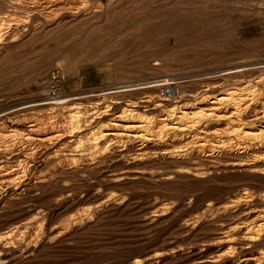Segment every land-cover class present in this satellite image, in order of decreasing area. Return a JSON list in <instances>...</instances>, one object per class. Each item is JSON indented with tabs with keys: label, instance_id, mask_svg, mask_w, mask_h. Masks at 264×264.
Returning <instances> with one entry per match:
<instances>
[{
	"label": "rangeland",
	"instance_id": "374dc122",
	"mask_svg": "<svg viewBox=\"0 0 264 264\" xmlns=\"http://www.w3.org/2000/svg\"><path fill=\"white\" fill-rule=\"evenodd\" d=\"M263 66L264 0H0V264H264L258 72L228 75Z\"/></svg>",
	"mask_w": 264,
	"mask_h": 264
},
{
	"label": "bare ground",
	"instance_id": "6f19581e",
	"mask_svg": "<svg viewBox=\"0 0 264 264\" xmlns=\"http://www.w3.org/2000/svg\"><path fill=\"white\" fill-rule=\"evenodd\" d=\"M250 68L256 69L258 74L256 76H252V75L243 76V77H245V80H242V82H247V84L249 85L250 88L257 91V95H256L257 99L256 100H258L259 102H261L262 105H264V66L259 67V68H255V67H248V68L247 67H239V68H237V67H235V68H231L229 70L228 75H232L233 73H238V72H246L247 69H250ZM245 75H247V74H245ZM247 78H249V79H247ZM231 98L232 97H228V93H224V94L221 93L218 95H214L211 97V99L203 97L199 101V106L205 105L204 108H206V109H199L198 112L194 113V115L197 117H202V118L205 117V118H216V119H220L222 117H225L226 113L229 112V110H230V108L227 106L228 103H227V105H225V102L230 101ZM244 99H247V98H244ZM244 99L242 100L241 103L246 104L244 107H249L252 103H250V101L248 102ZM253 103H255V101H253ZM233 109L237 113L240 112L238 105L233 107ZM169 111H171V110H169ZM239 115H240V113H239ZM183 116H184V114H182L180 116V118H183ZM228 116H233V115L228 114ZM244 117H247V114ZM249 121H250V123L248 125H251V126H246V127L242 128V132H243L242 135L245 138H251V139L258 141V143L264 144V109L262 111H260L259 113L255 112L254 116ZM263 154H264V152H263ZM260 227H261L260 230L264 231V224L260 225ZM260 230H258V231H260ZM257 235H258V233H256L254 236L250 235L249 237L251 239H254L255 236H257ZM263 235H264V233H263ZM249 242H253V241H249Z\"/></svg>",
	"mask_w": 264,
	"mask_h": 264
},
{
	"label": "built area",
	"instance_id": "2783aa9c",
	"mask_svg": "<svg viewBox=\"0 0 264 264\" xmlns=\"http://www.w3.org/2000/svg\"><path fill=\"white\" fill-rule=\"evenodd\" d=\"M64 74L55 70L50 73L47 95L50 99H57L61 95L60 83L64 81Z\"/></svg>",
	"mask_w": 264,
	"mask_h": 264
}]
</instances>
